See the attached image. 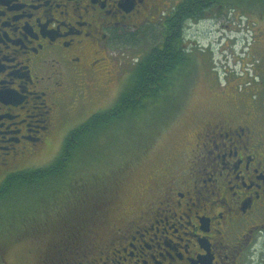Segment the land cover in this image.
Here are the masks:
<instances>
[{"label": "flooded vegetation", "instance_id": "1", "mask_svg": "<svg viewBox=\"0 0 264 264\" xmlns=\"http://www.w3.org/2000/svg\"><path fill=\"white\" fill-rule=\"evenodd\" d=\"M185 3L0 0V138L12 135L6 147L0 141V179L18 159L51 145L63 117L90 101L111 51L137 40L145 26L160 29L148 55L171 56L172 43L189 54L186 23L199 20L195 12L189 19ZM213 3L204 19L219 11ZM134 69L116 73V97ZM258 92L261 100L247 109L213 106L215 117L186 151L128 196L124 183L111 184L90 215L67 216L64 238L47 257L39 251L34 264H264V82Z\"/></svg>", "mask_w": 264, "mask_h": 264}, {"label": "rangeland", "instance_id": "2", "mask_svg": "<svg viewBox=\"0 0 264 264\" xmlns=\"http://www.w3.org/2000/svg\"><path fill=\"white\" fill-rule=\"evenodd\" d=\"M212 1L208 0V4ZM231 3L236 5L235 10L215 11L204 20L188 23L185 33L188 62L171 77L172 84L164 87L159 101L149 102L139 113L124 114L118 125L95 140L97 147L93 154L88 153L93 146L82 151L76 163L71 164L72 167L79 165V170L73 167L67 173L65 195L51 201L45 191L41 202L38 198L25 200L20 216L16 214L20 206L14 203L7 208L0 206V264H34L39 251L47 257L50 246L65 236L61 229L65 227L63 222L67 216L75 220V213L90 215L91 207L94 210L97 202L107 196L106 189L111 183H124L128 196L153 170L186 151L195 133L215 117L213 106L219 102L247 109L250 100H261L258 91L264 82V12L256 0ZM158 6L163 12L162 3ZM217 7L212 6V9ZM156 31L160 29L145 26L137 40L128 38L124 45L116 46L100 69L103 71L99 73L98 86L94 85L91 90L90 101L79 106L78 112L63 117L49 147L18 159L12 166L15 168L0 179V186L12 172L51 167L60 157L71 132L96 113L112 109L116 100L132 88L136 77L125 81L126 84L120 86L121 94L116 97L120 85L116 73H135L134 68L142 65L148 55L146 52L151 51ZM254 97L257 99L252 100ZM41 120L39 117L31 119L32 135L36 131L34 126H40L37 122ZM11 138V134L2 135L1 146H8ZM74 189L77 190L75 195Z\"/></svg>", "mask_w": 264, "mask_h": 264}, {"label": "trees", "instance_id": "3", "mask_svg": "<svg viewBox=\"0 0 264 264\" xmlns=\"http://www.w3.org/2000/svg\"><path fill=\"white\" fill-rule=\"evenodd\" d=\"M231 1L234 2V0H215V5L217 6V2L219 3V12H223L226 9L227 11H232L235 10L236 5L231 3ZM256 1L264 12V0ZM185 4L189 6V13H187L189 19L194 17L193 12L197 14L195 19L200 20L209 11L208 0H186ZM201 5L204 6L202 7ZM241 9H243L242 6ZM179 47L180 43H172L169 46L168 51L173 52L171 56L165 57L163 54H149L142 62V65H138L140 69L137 71L136 77L134 76L135 83H133L132 88L125 91L111 110L93 116L81 127L71 132L66 139L60 157L51 167L11 174L0 186V206L7 208L10 204L14 203L20 206L16 212L20 216L23 212V202L25 200L38 198L41 202L45 191L50 194L49 200L51 199V201L58 196L61 198V196L65 195L68 191L64 187L67 173L70 168L79 170V165H76V167L73 165V168L71 164L76 163L74 161L81 157L82 151H88L93 146L92 150L88 152L93 154L97 147L95 140H98L99 136L101 137L109 132L113 125H118L126 114L139 113L138 111L146 107L149 102L156 103L159 101L158 98L162 94V91L165 90L164 87L168 88L171 85V77L178 74L179 70L188 62V56L179 52L181 50ZM153 60L155 63H159L155 65ZM160 66L164 67L161 69L162 73H157L154 77L153 70L155 67ZM51 191L52 193H50ZM75 191L77 190L74 189V195ZM30 205L31 203H29V208H31ZM80 205L84 206L85 203H81Z\"/></svg>", "mask_w": 264, "mask_h": 264}]
</instances>
